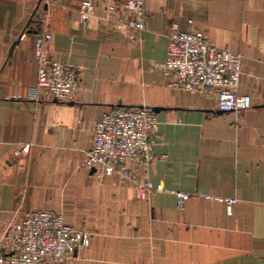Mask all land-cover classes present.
<instances>
[{"label":"crops","instance_id":"obj_1","mask_svg":"<svg viewBox=\"0 0 264 264\" xmlns=\"http://www.w3.org/2000/svg\"><path fill=\"white\" fill-rule=\"evenodd\" d=\"M81 0H0V237L25 212L61 214L91 235L65 264H264V0H145L146 29L88 22ZM242 56L253 108L221 112L215 97L170 86V37L189 22ZM79 76L74 102L41 93L35 45ZM159 108L154 162L128 167L153 189L82 165L96 123L114 107ZM178 192L190 194L184 210ZM207 196L236 199L229 205Z\"/></svg>","mask_w":264,"mask_h":264},{"label":"built area","instance_id":"obj_2","mask_svg":"<svg viewBox=\"0 0 264 264\" xmlns=\"http://www.w3.org/2000/svg\"><path fill=\"white\" fill-rule=\"evenodd\" d=\"M84 22L95 15L96 0H81ZM108 24L143 31L146 29L145 0H110L103 18ZM187 31L175 30L169 41L163 70L173 76L170 86L206 98L215 97L221 112L242 114L253 108L252 97L242 92V56L214 46L206 33L189 22ZM49 33L37 36L35 60L37 81L30 98L44 93L60 102H74L79 94V76L70 66L54 61L47 50ZM160 126L153 108L114 107L105 111L95 125L93 144L83 156L82 165L95 169L102 178L119 174L121 180L136 186L143 196L153 186L128 167L131 162L155 161L156 143L150 139ZM178 205L184 210L190 194L178 192ZM229 205L236 199L207 196ZM90 233L65 222L63 215L49 210L25 212L20 222L8 227L0 237V264H65L77 251L89 247Z\"/></svg>","mask_w":264,"mask_h":264},{"label":"water","instance_id":"obj_3","mask_svg":"<svg viewBox=\"0 0 264 264\" xmlns=\"http://www.w3.org/2000/svg\"><path fill=\"white\" fill-rule=\"evenodd\" d=\"M261 107H264V105H262ZM153 110L158 113L159 111H161V109L159 108H153ZM93 172H95V169L92 170Z\"/></svg>","mask_w":264,"mask_h":264}]
</instances>
